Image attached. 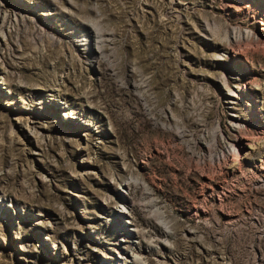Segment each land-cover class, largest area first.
Masks as SVG:
<instances>
[{
    "label": "rangeland",
    "instance_id": "1",
    "mask_svg": "<svg viewBox=\"0 0 264 264\" xmlns=\"http://www.w3.org/2000/svg\"><path fill=\"white\" fill-rule=\"evenodd\" d=\"M259 13L0 0V264H264Z\"/></svg>",
    "mask_w": 264,
    "mask_h": 264
},
{
    "label": "bare ground",
    "instance_id": "2",
    "mask_svg": "<svg viewBox=\"0 0 264 264\" xmlns=\"http://www.w3.org/2000/svg\"><path fill=\"white\" fill-rule=\"evenodd\" d=\"M260 15H262V14H264V13H259ZM95 34H94V41H95V43H96V49H97V51L99 52V53H101V49H100V47L98 46V42L100 41V34L98 33V32H94ZM235 40V39H234ZM243 140H250L249 139V136H247V135H242V134H240L239 133V135H237V136H234L232 139H231V141L233 142V143H236V142H242ZM235 155V154H234ZM233 157V156H232ZM233 158H238V156L237 157H233ZM235 160V159H234ZM238 160H240V159H238ZM129 186V183H127L126 182V184H125V186ZM123 212H126L125 210H123Z\"/></svg>",
    "mask_w": 264,
    "mask_h": 264
}]
</instances>
